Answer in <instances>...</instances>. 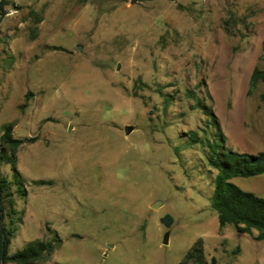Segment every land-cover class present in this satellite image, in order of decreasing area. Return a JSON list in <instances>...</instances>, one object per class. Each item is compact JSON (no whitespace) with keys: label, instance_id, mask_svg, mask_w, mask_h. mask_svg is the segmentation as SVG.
<instances>
[{"label":"rangeland","instance_id":"obj_1","mask_svg":"<svg viewBox=\"0 0 264 264\" xmlns=\"http://www.w3.org/2000/svg\"><path fill=\"white\" fill-rule=\"evenodd\" d=\"M5 1L0 136L10 124L31 139L7 254L48 228L61 240L48 264H178L197 238L207 261L264 264V241L218 228L215 172L187 135L212 138L204 106L224 147L264 151V82L249 83L264 70V0ZM231 182L264 197V173Z\"/></svg>","mask_w":264,"mask_h":264},{"label":"trees","instance_id":"obj_2","mask_svg":"<svg viewBox=\"0 0 264 264\" xmlns=\"http://www.w3.org/2000/svg\"><path fill=\"white\" fill-rule=\"evenodd\" d=\"M7 1L0 0V16ZM264 82V70L254 69L249 83ZM264 100V94L260 96ZM209 118L212 138H199L195 132H189V144H199L207 166L215 173L210 196V207L215 212L219 229L229 226L236 234L252 236L254 241H264V197L243 191L231 182L233 178H248L264 173V151L254 154L236 153L223 144L216 121L209 110L200 107ZM31 139H15L11 136V125L1 129L0 163L8 165L11 181L0 176V264H48L53 252L60 246L61 240L48 228V239L33 240L19 250L7 254L9 240L21 224V212L14 207V197H24L23 179L16 169V150ZM10 185L14 190L10 191ZM170 216L165 214L160 222L168 227ZM254 232V235H252ZM178 264H219L214 258L207 261L203 256L202 241L197 238ZM229 264V263H224Z\"/></svg>","mask_w":264,"mask_h":264},{"label":"water","instance_id":"obj_3","mask_svg":"<svg viewBox=\"0 0 264 264\" xmlns=\"http://www.w3.org/2000/svg\"><path fill=\"white\" fill-rule=\"evenodd\" d=\"M77 48V50H79V47H76ZM130 130H131V127L130 126H124L123 127V134L124 135H127L129 132H130ZM160 204V201H155V202H153L151 205H150V207H152V208H155V207H157L158 205ZM162 244H166L167 243V234H164L163 235V238H162Z\"/></svg>","mask_w":264,"mask_h":264}]
</instances>
